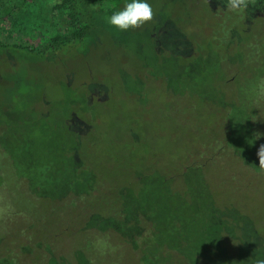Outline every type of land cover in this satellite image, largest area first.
Returning <instances> with one entry per match:
<instances>
[{
  "label": "rangeland",
  "instance_id": "374dc122",
  "mask_svg": "<svg viewBox=\"0 0 264 264\" xmlns=\"http://www.w3.org/2000/svg\"><path fill=\"white\" fill-rule=\"evenodd\" d=\"M146 2L44 55L62 0L0 20V264H144L151 237L178 264L264 259V0Z\"/></svg>",
  "mask_w": 264,
  "mask_h": 264
},
{
  "label": "trees",
  "instance_id": "16d2710c",
  "mask_svg": "<svg viewBox=\"0 0 264 264\" xmlns=\"http://www.w3.org/2000/svg\"><path fill=\"white\" fill-rule=\"evenodd\" d=\"M26 2L27 0H0V20L12 16L18 8ZM62 2L63 6H66L69 10V19L72 27L71 34L49 43H45L39 49L25 47L26 50L30 51V54L44 55L47 51L56 50L64 46L72 45L78 41L85 40L89 34L96 31L98 19H102L105 21L106 26H109L108 20L111 15L123 10L124 6L127 3H131L132 0H62ZM242 13L243 12H234L235 17H237V15L241 17ZM217 37L220 43L227 42V37L225 35H218ZM5 106L10 109L9 105ZM9 109L5 112H8ZM0 115H2V112H0ZM17 120H20L18 124L24 122V119L21 116H19ZM125 201L128 202L129 199L126 198ZM151 234L153 233L150 232V235ZM146 244L147 245L142 251V261L144 264H146L147 261L152 264H178L177 262L173 263V259H167L166 256L163 255V246L161 247L154 238H149V243ZM193 259L197 262L199 260L198 258ZM208 260L209 259H207L206 262H208ZM183 264H189V261L184 260Z\"/></svg>",
  "mask_w": 264,
  "mask_h": 264
},
{
  "label": "clouds",
  "instance_id": "9594fccd",
  "mask_svg": "<svg viewBox=\"0 0 264 264\" xmlns=\"http://www.w3.org/2000/svg\"><path fill=\"white\" fill-rule=\"evenodd\" d=\"M255 3V0H227V10L230 12H244L249 5ZM154 19L152 6L146 0H132L127 3L123 10L111 15L108 22L120 29L128 30L129 28H140L145 23ZM255 97L264 99V79L259 80L252 89ZM259 157V168L264 169V144H262L257 153ZM255 264H264V259L256 260Z\"/></svg>",
  "mask_w": 264,
  "mask_h": 264
},
{
  "label": "flooded vegetation",
  "instance_id": "af4514ba",
  "mask_svg": "<svg viewBox=\"0 0 264 264\" xmlns=\"http://www.w3.org/2000/svg\"><path fill=\"white\" fill-rule=\"evenodd\" d=\"M258 50H259V55L261 56V54L263 53L262 51H261V49L260 48H258ZM263 55V54H262ZM258 56V55H257ZM261 58V57H260ZM162 67H163V69H165V66L163 65V61H162ZM256 69H257V71L258 72H260L261 74L262 73H264V55H263V63H262V65L261 66H259V67H256ZM7 109H5V108H3L2 107V109H1V111H2V113L4 112L5 113V111H6ZM0 141H1V139H0ZM1 144H2V141H1ZM6 261V262H5ZM5 261H3L2 260V264H13L12 262H10V261H7V260H5ZM15 264V263H14Z\"/></svg>",
  "mask_w": 264,
  "mask_h": 264
}]
</instances>
